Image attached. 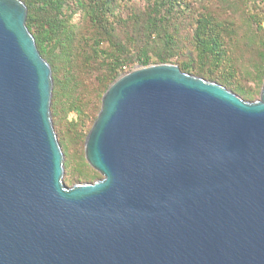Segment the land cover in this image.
<instances>
[{
    "label": "water",
    "instance_id": "obj_1",
    "mask_svg": "<svg viewBox=\"0 0 264 264\" xmlns=\"http://www.w3.org/2000/svg\"><path fill=\"white\" fill-rule=\"evenodd\" d=\"M26 17L0 0V264H264V82L248 101L135 64L85 137L102 177L67 186Z\"/></svg>",
    "mask_w": 264,
    "mask_h": 264
},
{
    "label": "trees",
    "instance_id": "obj_2",
    "mask_svg": "<svg viewBox=\"0 0 264 264\" xmlns=\"http://www.w3.org/2000/svg\"><path fill=\"white\" fill-rule=\"evenodd\" d=\"M22 1L51 66L50 112L67 186L102 177L85 158V137L107 87L135 64L175 63L243 100L260 95L264 0Z\"/></svg>",
    "mask_w": 264,
    "mask_h": 264
},
{
    "label": "rangeland",
    "instance_id": "obj_3",
    "mask_svg": "<svg viewBox=\"0 0 264 264\" xmlns=\"http://www.w3.org/2000/svg\"><path fill=\"white\" fill-rule=\"evenodd\" d=\"M78 17H79V14H76L74 20H76ZM133 67H134V66H133ZM133 67H132V68H133ZM259 97H260V95H259ZM259 97H258V98H259ZM258 98H257V99H258ZM73 117H76V113H75V112H70L69 115H68V118L71 119V118H73Z\"/></svg>",
    "mask_w": 264,
    "mask_h": 264
},
{
    "label": "bare ground",
    "instance_id": "obj_4",
    "mask_svg": "<svg viewBox=\"0 0 264 264\" xmlns=\"http://www.w3.org/2000/svg\"><path fill=\"white\" fill-rule=\"evenodd\" d=\"M135 68H139V66H135Z\"/></svg>",
    "mask_w": 264,
    "mask_h": 264
}]
</instances>
